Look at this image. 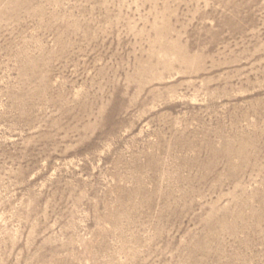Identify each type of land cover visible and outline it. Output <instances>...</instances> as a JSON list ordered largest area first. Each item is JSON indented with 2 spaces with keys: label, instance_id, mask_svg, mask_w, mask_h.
I'll return each mask as SVG.
<instances>
[{
  "label": "rangeland",
  "instance_id": "1",
  "mask_svg": "<svg viewBox=\"0 0 264 264\" xmlns=\"http://www.w3.org/2000/svg\"><path fill=\"white\" fill-rule=\"evenodd\" d=\"M0 264H264V0H0Z\"/></svg>",
  "mask_w": 264,
  "mask_h": 264
}]
</instances>
